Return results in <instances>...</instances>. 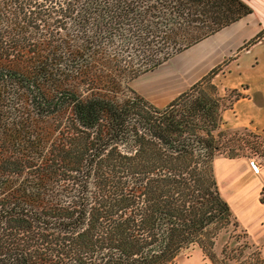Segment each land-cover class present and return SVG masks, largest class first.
Returning a JSON list of instances; mask_svg holds the SVG:
<instances>
[{
	"label": "trees",
	"instance_id": "16d2710c",
	"mask_svg": "<svg viewBox=\"0 0 264 264\" xmlns=\"http://www.w3.org/2000/svg\"><path fill=\"white\" fill-rule=\"evenodd\" d=\"M63 5L39 14L0 0V236L16 227L50 245L36 253L0 241V264H169L194 247L211 264H264L213 172L216 155H261L264 164L262 133L221 127L223 110L241 94L218 92L212 79L220 65L161 106L127 85L249 12L248 4ZM101 55L123 60L122 81L101 79L85 93L62 83ZM124 80L129 94L117 98ZM65 111L76 131L61 157H50L40 123Z\"/></svg>",
	"mask_w": 264,
	"mask_h": 264
},
{
	"label": "crops",
	"instance_id": "0c3cea01",
	"mask_svg": "<svg viewBox=\"0 0 264 264\" xmlns=\"http://www.w3.org/2000/svg\"><path fill=\"white\" fill-rule=\"evenodd\" d=\"M243 1L250 7L249 12L156 66L163 69L164 83L174 78L184 87L173 91L162 104L151 103L165 104L218 64L220 70L214 75H220L216 85L218 92L235 88L241 94L223 110L221 125L225 128L245 126L264 135V0ZM260 30V36L246 44ZM172 66L176 70H171ZM212 166L218 190L230 209L233 200L238 210L249 214L257 227L264 229V201L260 200V196H264V164L255 166L246 156L216 155Z\"/></svg>",
	"mask_w": 264,
	"mask_h": 264
},
{
	"label": "rangeland",
	"instance_id": "374dc122",
	"mask_svg": "<svg viewBox=\"0 0 264 264\" xmlns=\"http://www.w3.org/2000/svg\"><path fill=\"white\" fill-rule=\"evenodd\" d=\"M63 1L65 0H20V4L25 8V10L27 9L28 11H33V13L45 14L50 12L51 10H54L58 6L63 7ZM190 32L199 34L202 31L185 28L183 34L185 33L188 35L190 34ZM124 70H126V65L123 60L116 59L114 61H111L108 60L105 56L101 55L98 59H96L93 66L90 67L89 70L81 74L74 75L73 77L62 83L65 86L76 90L77 92L85 93L86 91L94 90L95 86L100 84L99 80L101 79L117 77L122 81L124 78V73L127 72ZM162 70L160 69V67L146 70L145 72L130 79L127 85L131 89L134 88V91L141 94L147 100L152 101L153 103H156L158 105L162 104L170 95H172L173 91L184 87L176 83V79L174 78L168 79V81L164 83V80L166 78L161 74ZM171 70H176V68L172 66ZM167 71L170 73L169 69ZM118 72L120 74H118ZM217 77L219 79L220 75L214 77L213 81H215L216 85L218 86ZM126 80H124V82L122 83L120 82L121 87L120 92H118V94L116 95L117 98H121L122 96L129 94L128 87L125 84ZM183 80L185 83L186 79L184 78ZM203 87L206 86L204 85ZM228 91L229 90L227 89L225 90V93H223L226 94L228 93ZM40 124L47 132V143L52 149V152L49 156L55 158L61 157L62 150H64V144L68 141V138L71 136V134L76 131L75 126L70 120L69 112L65 111L55 113L47 117L46 120L41 122ZM221 127L225 128L222 125ZM247 158H249L255 166H257L258 163H261L263 160V156L261 155H250ZM5 168H7V166ZM255 176H258L257 173H255ZM230 202L232 204L231 210L233 208L232 212L236 216L240 227L245 229L249 240L251 242H254V244H257L262 249V253L264 256V229L258 228L250 218L249 214H245L238 210L233 200H231ZM26 233L27 232L25 231L18 230L16 227H10L1 234L0 241L5 245H25V247L28 248L30 252H33L35 249L36 253L40 252V249L41 251H47L48 249L50 250V245L48 242L40 240L33 235H31L30 237H26ZM224 238L225 237L223 235L220 240L222 241ZM219 244L220 243L218 242L215 246L216 251L218 250ZM169 264L211 263L202 255L201 251L197 247H194L192 249L179 253Z\"/></svg>",
	"mask_w": 264,
	"mask_h": 264
}]
</instances>
